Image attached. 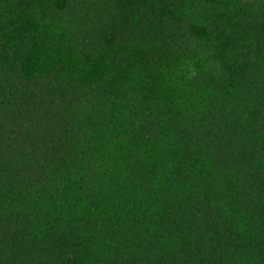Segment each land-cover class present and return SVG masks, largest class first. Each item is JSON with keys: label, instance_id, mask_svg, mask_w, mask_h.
<instances>
[{"label": "trees", "instance_id": "16d2710c", "mask_svg": "<svg viewBox=\"0 0 264 264\" xmlns=\"http://www.w3.org/2000/svg\"><path fill=\"white\" fill-rule=\"evenodd\" d=\"M0 264H264V0H0Z\"/></svg>", "mask_w": 264, "mask_h": 264}]
</instances>
